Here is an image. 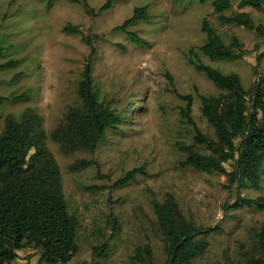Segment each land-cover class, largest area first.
Returning <instances> with one entry per match:
<instances>
[{
  "label": "rangeland",
  "instance_id": "rangeland-1",
  "mask_svg": "<svg viewBox=\"0 0 264 264\" xmlns=\"http://www.w3.org/2000/svg\"><path fill=\"white\" fill-rule=\"evenodd\" d=\"M0 0V131L6 115L21 120L31 110L41 118L46 148L52 153L61 176V190L67 211L76 216V252L65 264H162L163 236L159 232L151 201H163L172 194L180 210L197 228L217 227L200 234L203 253L190 264H244L259 256L256 234L264 224V210L231 205L240 196L264 197V165L258 188L247 183L226 186V175L199 171L180 162L181 146L193 143L194 127L182 117L181 95L191 97L190 116L196 127L212 140L213 128L201 114L200 96H218L216 88L186 60L188 49L222 73L235 72L245 90L264 74V38L233 24H221L212 0H114L97 12L105 0ZM222 13L236 11L238 0ZM148 5L146 18L129 29L144 38L137 45L112 30L128 18L136 6ZM253 21L264 24V9L244 7ZM209 24L224 43L235 35L244 55L233 60H210L198 47L206 41L201 20ZM66 24L80 33H65ZM88 36L91 46L84 43ZM121 44L124 49L117 46ZM91 66V86L98 102L113 108L126 120L117 129H106L94 151L63 152L50 133L71 107H81L78 85L84 65ZM23 98L14 99L13 96ZM239 138L234 139L238 144ZM196 150L208 154L204 145ZM32 152V150H31ZM92 160L77 170L70 166ZM143 166L145 174L125 185L113 183L125 172ZM225 168L231 169V163ZM229 205V207H227ZM106 244L104 253L94 247ZM149 246L151 263L135 257ZM8 264H49L36 249L24 248ZM59 264V263H57Z\"/></svg>",
  "mask_w": 264,
  "mask_h": 264
},
{
  "label": "trees",
  "instance_id": "trees-1",
  "mask_svg": "<svg viewBox=\"0 0 264 264\" xmlns=\"http://www.w3.org/2000/svg\"><path fill=\"white\" fill-rule=\"evenodd\" d=\"M51 3L52 0H46ZM82 3L85 12L93 11L85 0H69ZM114 0H105L97 12L108 9ZM211 6L218 13L221 24H233L254 31L264 38V24H256L244 7L256 10L264 9V0H238L237 10L230 15L222 12L231 7L229 0H212ZM148 5L136 6L131 15L112 30L123 32L130 42L147 45V41L129 26L143 20ZM201 30L206 41L198 49L210 60H233L242 58L244 48L233 35L226 44L209 24L206 16L201 20ZM65 33H80L76 25L66 24ZM82 40L91 46L88 36ZM121 49L124 46L117 44ZM188 63L201 72L212 84L223 91L218 96H200V111L207 123L213 128L216 140L203 134L190 116L191 97L181 95L185 106L180 113L194 127L193 143L181 146L185 153L180 162L199 171H216L226 175V186L247 183L258 188L260 171L264 165V74L257 77L250 90H245L237 73H222L218 69L203 63L188 49L185 54ZM15 65V61L0 64V68ZM78 94L81 107L69 108L63 121L55 127L50 136L59 144L60 149L70 153L78 149L94 151L108 128L117 129V125L126 119L113 108L98 102L91 86V66L87 62L81 73ZM22 99V95L13 96ZM6 97L0 96V101ZM239 138L238 144L234 139ZM45 134L41 129V118L33 111H26L21 120L8 114L4 118L0 131V264H8L17 257V251L34 248L40 257L49 264H65L76 252L75 235L78 228L76 216L68 213L61 190V176L52 153L46 148ZM204 145L208 154L199 153L195 145ZM32 150V152H31ZM92 160H80L70 166L77 170L89 165ZM231 163V169L225 168ZM145 174L143 166L135 167L118 178L113 186H122L134 180L137 175ZM152 209L158 229L163 236L164 261L162 264H190L192 259L203 253L205 241L200 234L218 231V228H197L189 222L179 208L172 194L163 201L153 199ZM232 207L254 206L264 210V197H238ZM229 207V205L227 206ZM260 250L259 256H249L244 264H264V224L256 234ZM106 244L94 247V253H104ZM135 257L151 263L149 246L138 249Z\"/></svg>",
  "mask_w": 264,
  "mask_h": 264
}]
</instances>
